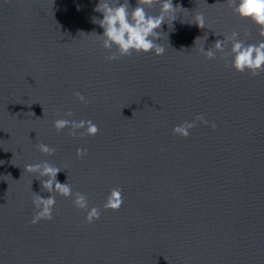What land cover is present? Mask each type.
<instances>
[{
	"label": "water",
	"instance_id": "obj_1",
	"mask_svg": "<svg viewBox=\"0 0 264 264\" xmlns=\"http://www.w3.org/2000/svg\"><path fill=\"white\" fill-rule=\"evenodd\" d=\"M98 3L0 0V264H264V71L234 70L230 44L200 52L233 31L264 40V21L241 19L229 0H172L162 55L108 61ZM59 118L99 131H58ZM193 120L189 136L173 132ZM45 160L99 219L56 194L53 218L31 222L34 193H50L25 165ZM114 188L123 204L105 209Z\"/></svg>",
	"mask_w": 264,
	"mask_h": 264
},
{
	"label": "clouds",
	"instance_id": "obj_2",
	"mask_svg": "<svg viewBox=\"0 0 264 264\" xmlns=\"http://www.w3.org/2000/svg\"><path fill=\"white\" fill-rule=\"evenodd\" d=\"M233 12L241 19L256 18L264 21V0H229ZM154 4L159 5L155 14H149L148 8ZM95 11L102 13V18H93V22L98 24L102 29V34H96L102 47L108 51L106 59L108 61L117 60L120 57L135 53H149L153 55H162L165 51L162 44L157 40L161 32L157 31L164 22L171 23L176 18V7L173 6L172 0H137L136 5L132 7L130 0H99L95 6ZM191 23H195L200 28H205V17L203 13H196ZM207 34L203 39H206ZM198 39V38H197ZM227 55L231 57V67L236 70H247L249 67L259 71H264V40L245 41L239 38V33L233 31L230 35L218 39L207 50L204 49L203 43L200 46V52L209 59L215 58L216 54L225 53L226 45ZM114 49V51H113ZM77 98L87 104L84 95L76 93ZM67 116H71L69 111ZM196 120L203 124L209 122L202 115H198ZM196 120L184 121L173 128V132L181 136L190 135V129L196 126ZM54 127L59 131L65 127H71L73 134L77 129H84L83 134L95 135L98 131V125L91 120H70L59 118L53 122ZM86 126V127H85ZM214 127V125H212ZM41 153L52 155L55 149L51 146L40 143L37 145ZM87 154V149L77 147L76 156L82 157ZM27 171L38 173L39 177H47L42 180L43 191L50 193L47 197L35 194L32 201L35 214L32 223H37L41 219L51 220L53 210L56 204V194L64 197L73 198V204L86 212L85 220L92 223L99 219L100 211L97 207L89 205L88 198L81 192H73L70 184L58 182L56 175L60 168L50 164L47 160L41 163L26 164ZM123 204L121 190L114 188L111 190L103 207L118 210Z\"/></svg>",
	"mask_w": 264,
	"mask_h": 264
}]
</instances>
